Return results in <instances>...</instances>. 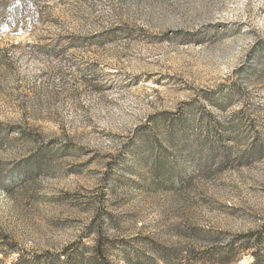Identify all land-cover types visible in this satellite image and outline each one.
<instances>
[{
	"label": "rangeland",
	"instance_id": "374dc122",
	"mask_svg": "<svg viewBox=\"0 0 264 264\" xmlns=\"http://www.w3.org/2000/svg\"><path fill=\"white\" fill-rule=\"evenodd\" d=\"M255 253L264 0H0V264Z\"/></svg>",
	"mask_w": 264,
	"mask_h": 264
},
{
	"label": "trees",
	"instance_id": "16d2710c",
	"mask_svg": "<svg viewBox=\"0 0 264 264\" xmlns=\"http://www.w3.org/2000/svg\"><path fill=\"white\" fill-rule=\"evenodd\" d=\"M243 249V248H242ZM253 256H254V262H253V264H262L261 262H260V259H259V256L255 253V254H253ZM227 260V259H226Z\"/></svg>",
	"mask_w": 264,
	"mask_h": 264
}]
</instances>
